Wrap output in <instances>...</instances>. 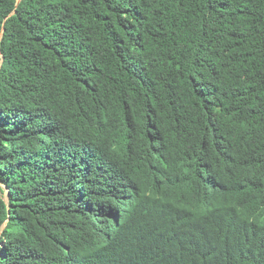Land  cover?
<instances>
[{
	"label": "trees",
	"instance_id": "1",
	"mask_svg": "<svg viewBox=\"0 0 264 264\" xmlns=\"http://www.w3.org/2000/svg\"><path fill=\"white\" fill-rule=\"evenodd\" d=\"M0 264H264V0H0Z\"/></svg>",
	"mask_w": 264,
	"mask_h": 264
},
{
	"label": "water",
	"instance_id": "2",
	"mask_svg": "<svg viewBox=\"0 0 264 264\" xmlns=\"http://www.w3.org/2000/svg\"><path fill=\"white\" fill-rule=\"evenodd\" d=\"M20 1H21V0H18V3H20ZM0 58H2V53H1V51H0Z\"/></svg>",
	"mask_w": 264,
	"mask_h": 264
},
{
	"label": "bare ground",
	"instance_id": "3",
	"mask_svg": "<svg viewBox=\"0 0 264 264\" xmlns=\"http://www.w3.org/2000/svg\"><path fill=\"white\" fill-rule=\"evenodd\" d=\"M1 40V39H0Z\"/></svg>",
	"mask_w": 264,
	"mask_h": 264
}]
</instances>
